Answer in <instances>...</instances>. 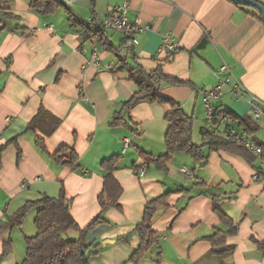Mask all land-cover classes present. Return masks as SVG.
Listing matches in <instances>:
<instances>
[{"label":"crops","instance_id":"obj_1","mask_svg":"<svg viewBox=\"0 0 264 264\" xmlns=\"http://www.w3.org/2000/svg\"><path fill=\"white\" fill-rule=\"evenodd\" d=\"M251 1L264 8V0ZM126 2L128 21L145 28L133 35L137 44L119 31H86L78 25L79 20L102 22ZM62 4L43 15L30 9L28 0H0V8L12 15L0 17V219L28 203L63 194L72 218L84 229L101 211L98 197L110 174L120 194L117 206L104 212L105 222L84 236L86 244L99 243L89 264H134L129 258L141 245L135 226L145 205L164 194L167 208L152 220L156 242L136 264H264V176L255 171L264 172V112L252 121L247 99H237L230 89L238 81L264 103V21L259 11L232 0ZM164 35L179 43L174 55L159 52ZM121 62L148 73L158 69L181 82L161 83L158 95L191 118V140L201 146L202 159L183 152L164 157L170 106L142 101L124 108L137 87L127 79V68L118 69ZM221 66L227 69L219 71ZM226 77L229 86L212 105L236 118L237 129L261 148L259 155L241 148L251 162L237 151L210 148L204 138L209 132L201 91ZM114 119L118 123L111 124ZM243 120L250 129L239 124ZM31 122L35 130L27 132ZM55 122L59 124L47 136ZM36 138L46 153L35 146ZM60 147L74 150L76 171L48 158ZM38 210L30 209L33 222ZM222 215L237 227L226 239L233 250L212 255L205 238L216 229L226 230ZM28 226L22 223L0 234V255L9 243L0 264L24 259L25 240L36 234ZM65 238L78 240L80 233L69 231ZM106 240L113 243L103 245Z\"/></svg>","mask_w":264,"mask_h":264},{"label":"trees","instance_id":"obj_2","mask_svg":"<svg viewBox=\"0 0 264 264\" xmlns=\"http://www.w3.org/2000/svg\"><path fill=\"white\" fill-rule=\"evenodd\" d=\"M28 1L30 9L43 15L53 12L58 6H63V4L56 3L53 0ZM0 17L7 19L11 18L12 15L7 9L0 8ZM78 25L83 27L79 23ZM84 29L89 31L86 28ZM102 45L103 48L112 52L111 47L106 42L102 41ZM125 68H127L125 62H121L118 69L123 70ZM127 72V79L136 85L137 91L126 103L123 104L124 108L129 110L135 104L142 101L151 103L157 102L170 106L171 110L165 116L168 128L164 138L166 147V154L164 157H169L170 154L174 152H183L196 160L202 159L203 155L201 152V146L193 144L191 140V118L183 113L177 103L158 95L161 83L166 82L179 85L181 82L165 78L158 69L148 73L141 67L136 66L133 68H127ZM221 114H223V112L215 111L216 117ZM230 117L238 123L236 118L232 116ZM117 120L118 119H114L111 124L118 123ZM55 123L56 124L50 128L49 132L46 133L47 136L55 131L59 122ZM239 124L250 129L248 123L244 120L240 121ZM35 126L36 123H29L26 131L29 132L35 130ZM204 138L207 140L206 144H208L210 148L237 151L241 153L248 162H251L249 159L250 156L244 150L233 145L228 140L216 137L209 133H204ZM34 143L40 151L46 153L45 144L41 139L36 138ZM47 156L51 161L61 167L69 168L72 171H76L79 168L78 157L73 149L60 147L54 154ZM255 171L259 175L264 176V172L260 169H255ZM119 194L120 188L109 174L104 178L103 190L98 197L101 211L99 215L84 229H80L72 218L69 210L70 202L65 199L63 194H61L56 200L43 198L37 202L28 203L14 215L1 218L0 234L6 228L20 226L25 219L27 211L33 207H39L33 222L36 234L33 237L26 238L25 257L19 264H89V259L98 253L97 247L99 246V243L92 242L86 244L84 236L97 225L105 222L103 214L108 208L117 206ZM166 199L167 195L164 194L145 205L142 221L135 226V230L141 239V245L130 256V262L136 264L156 242L157 234L152 230V220L159 210L167 208ZM220 221L222 225L226 227V230L216 229L215 232L211 236L205 238V240L211 244L212 255L224 256L233 250L232 247L226 245V239L228 236L236 233L237 227L224 215L220 216ZM69 231L79 232L80 238L78 240L65 238V235ZM8 247L9 243L4 245L0 260L6 253Z\"/></svg>","mask_w":264,"mask_h":264},{"label":"built area","instance_id":"obj_3","mask_svg":"<svg viewBox=\"0 0 264 264\" xmlns=\"http://www.w3.org/2000/svg\"><path fill=\"white\" fill-rule=\"evenodd\" d=\"M56 3H67V0H53ZM128 10V2H126L121 7L113 10L107 17L103 19L102 22H97L94 20L82 21L79 20V23L84 26L89 31H101V30H115L121 32L125 37L131 39L133 44H137V40L133 38V35L142 31L143 28L138 23H131L128 21L126 13ZM46 28L51 29V25H47ZM149 28V27H146ZM179 43L170 35H164L159 47V52L164 53L168 56L174 55L180 50ZM112 66H109L111 69ZM226 66H221L219 71L226 70ZM215 75L217 72L214 73ZM230 78H220L217 82V85L206 91H201L203 96L204 108H205V122L208 125V132L212 135H221L226 140H228L233 145L245 149L246 151L259 155L262 150L260 147L255 145L252 141L249 140L248 134L244 130L237 129L236 122L227 114H221L220 116H215V110L213 108L212 102L215 99H218L223 92V89L229 86ZM232 94L237 99H247V102L250 107V117L252 121H258L264 112V103L255 97L252 94H249L245 89H243L238 81H235L234 84L230 87ZM222 127L220 130L219 127ZM207 133V132H206ZM128 145V141H125V146ZM184 173L185 170L182 169ZM144 174V169L139 172V176ZM258 174H254L256 179Z\"/></svg>","mask_w":264,"mask_h":264},{"label":"water","instance_id":"obj_4","mask_svg":"<svg viewBox=\"0 0 264 264\" xmlns=\"http://www.w3.org/2000/svg\"><path fill=\"white\" fill-rule=\"evenodd\" d=\"M232 1H234L235 3L241 4V5L254 7L255 9H257L259 11V13L261 14L262 19L264 21V8L261 5L255 3L251 0H232ZM112 243H113V241L106 240L102 244L103 245H110Z\"/></svg>","mask_w":264,"mask_h":264},{"label":"rangeland","instance_id":"obj_5","mask_svg":"<svg viewBox=\"0 0 264 264\" xmlns=\"http://www.w3.org/2000/svg\"><path fill=\"white\" fill-rule=\"evenodd\" d=\"M32 211V210H31ZM34 211V210H33ZM32 213H34V212H32ZM30 209L27 211V213H26V216H25V219H24V221H23V224L24 225H29L28 227L31 229L29 232H30V234H32V233H34L35 232V227H34V224H33V221H32V218L30 217ZM30 217V218H29ZM34 218V217H33ZM25 227H27V226H25ZM29 232L28 233H26V234H29ZM33 236V235H32Z\"/></svg>","mask_w":264,"mask_h":264}]
</instances>
